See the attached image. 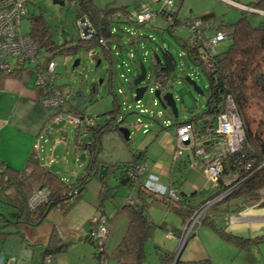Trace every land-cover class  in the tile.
I'll use <instances>...</instances> for the list:
<instances>
[{"label": "rangeland", "instance_id": "obj_1", "mask_svg": "<svg viewBox=\"0 0 264 264\" xmlns=\"http://www.w3.org/2000/svg\"><path fill=\"white\" fill-rule=\"evenodd\" d=\"M61 1L64 2L63 5L53 4L52 0H27V16L20 22L22 33H29L32 20L39 17V21L46 26L52 47L64 44L69 47L72 42L79 39V36L83 39H89L91 36L85 38L78 28L74 2ZM258 1L260 0H174L177 10L175 24L200 19L203 15L212 14L213 25L217 28L222 26L226 28L234 25L244 12L246 19L255 26L264 21V10L252 8L256 7ZM92 2L99 9L126 6L131 13L137 10L141 3L147 4L157 13L162 9L161 3H155L153 0H92ZM238 4L243 7H238ZM257 12H261V14ZM166 22L161 16H157L153 21L144 24L126 23L120 20L119 22L117 20L112 22L111 32L115 35V39L109 42L105 50L113 58L112 63H110L109 58L103 55V49L96 45H92L90 49L80 47L76 53L67 56L58 54L55 50L45 52V57L51 59L55 64L54 84L59 86L66 94V99H69V103H65L63 106L64 110L71 108L74 111L75 109L83 113V117L94 119V127L103 124L108 119L107 114L114 109L117 110L114 124L117 125L123 119L124 122L120 126L128 129L129 139L124 140L119 131H112V133L101 136V152L98 155V160L101 162L119 164L122 167L123 164L130 161L131 152L140 151L145 156L144 161L147 159L146 162L150 165L154 161L152 154L158 150L156 142L152 141V138L160 127L171 126L174 122L180 123L195 119L205 110L209 87L208 80L204 72L188 60L186 55L184 56V51L177 37L184 39L187 35L185 31L174 26L175 28L171 30L172 34H170L167 31ZM62 31L67 33L65 40L61 37ZM230 44V40L225 39L217 45L216 50L219 53L224 52ZM160 49L167 50L174 60L173 73L167 84L158 90L161 94L170 93L172 95L177 110L175 118L170 115L168 109L162 108L153 94L155 88L151 92L146 90L138 102L133 99L136 87L132 85V80L139 73V63H142L146 69L147 75L144 80L146 83L153 58H155L154 53L162 56ZM93 53H96L95 58ZM76 60L78 63L73 66ZM41 61L43 62V60ZM32 67V64L27 66V68ZM27 72L33 75L36 84V73L31 69ZM26 75L24 74L25 77ZM42 77L46 81L51 80L50 75L46 72L43 73ZM186 78L195 82L202 94L195 92L185 80ZM79 91L83 92L90 101L75 107L72 97ZM248 94L249 106L246 109V117L253 128L260 121H264V90L251 85ZM51 122L53 123L52 119ZM50 124H48L47 129L51 138L48 139L47 134L44 133L42 138L38 139L37 145L40 151L35 154V157L41 164H46L50 156L52 159L50 165L54 164L62 169L63 173H57V176L66 184L74 177L82 174L89 158L86 155L84 161L74 159L72 149L67 147L66 142L63 141L62 133L51 130ZM199 125L200 123L197 127ZM262 133H264V128H262ZM176 150H178L177 147ZM0 153L9 159V155H13L15 152L6 147L1 149ZM79 153L80 151L77 152V154ZM177 156L175 151L174 157ZM15 161L12 163L22 169L24 165L19 164L16 159ZM147 169L149 171L148 165ZM75 174L76 176H74ZM118 174L119 171H115L113 176L108 179V183L116 186V188L112 191L110 200L105 199L103 202V211L112 220L104 246L107 253L113 250L119 241V237L123 235L127 224L125 215L123 213L115 215V209L120 206L123 197H128L134 191L115 184L114 175L118 176ZM3 180L0 176V258L14 257L13 264H51L44 262L43 259L47 260L50 258L49 256L53 258L54 254L43 258V252L45 253L46 249L52 250L61 243L64 244V240L70 241L65 238H71L74 243L65 247L59 257H54L56 258L55 264H96L102 262V259L91 257L95 251L94 244L79 241L80 237L87 234L90 227L87 223L81 232L82 215H84L81 209L72 212L71 209L74 205H71L67 211H64L58 206L52 208L39 224L21 223L16 217L19 211V199H16L13 188L2 187V184H7V180ZM96 182L95 178L88 182L85 191L82 192L81 199L91 201L90 190L93 189L92 185L97 184ZM211 183L214 181L211 180ZM134 195L133 192L132 198ZM154 202L156 201H152L148 207L150 218L160 222L163 219L162 222H165L169 228L176 227L179 229L180 216ZM92 203L97 205L98 200H94ZM99 213L100 210L96 208L95 217ZM167 230L172 231V228ZM168 231L157 228L145 242L144 252L147 263L156 255L157 246L165 249V246L168 245ZM50 244L52 246H48ZM85 248L91 249L92 253L87 255L88 259L83 261L84 256L81 251ZM105 264H116V262H113L112 259H106Z\"/></svg>", "mask_w": 264, "mask_h": 264}, {"label": "trees", "instance_id": "obj_2", "mask_svg": "<svg viewBox=\"0 0 264 264\" xmlns=\"http://www.w3.org/2000/svg\"><path fill=\"white\" fill-rule=\"evenodd\" d=\"M69 1L74 2L76 5V21L85 17L90 27L93 29L94 34L89 39H83L79 36V39L72 42V45L69 47L66 44L52 47L50 46V39L47 34L46 26L39 21V17H36V19H33L31 22L29 34L37 44L40 53L44 51L53 52L52 50H55L56 53L67 56L76 53L80 47L90 49L92 45L100 46V39L114 41L115 35L111 32V26L112 22L116 20L114 18L112 19V16L119 12L125 15V17H128L133 13H131L126 6L99 9L92 0ZM252 8L264 10V0L258 1L256 7ZM244 14L243 12L234 25L226 28L223 26L221 28L215 27L211 21L212 14H206L200 18L203 21H207L210 25L206 31V36L215 31L224 29L228 31L226 39L231 42L226 51L220 53L217 51L213 55L212 65L207 69L203 67L202 63L197 60L191 51L186 49L185 40L177 37L185 53L184 56L186 55L188 60L204 72L209 87L204 112L195 119L180 123L174 122L176 125L182 123L191 124L193 126V141L191 144L184 147L180 154L174 158L171 165L176 164L177 161L182 162L183 166L191 164L187 159L181 160L178 158L183 151L187 150L196 161H202L203 163L207 162L204 158L197 156L195 151L198 148H202L206 153H213L217 144V139L214 134L216 130L215 120L217 115L224 110L225 98L227 96L231 97L235 111L242 123L243 139L238 150L233 153H223L220 156V173L216 177L213 187L207 190H196L186 195L184 191L180 190L181 182L179 180L181 178L174 172L175 169L173 168H171L169 174L168 188L174 192L175 198H171L168 194L159 197L160 195L148 192L142 186L141 180H139L137 184H133L131 181H125L122 185L118 184L123 187L134 189L135 193V199H130L131 203H125L116 213H123L127 219L125 232L111 252L107 253L104 249L99 255L94 251L92 257L99 260L102 259L103 261L112 259L117 264H147L145 262L144 252L145 242L151 237L155 229L159 228L166 230L162 224L154 222L148 214V207L152 201H156L178 214L182 218L183 223H185L194 211L224 192L226 193L219 200L213 202L208 207L200 223L197 225V229L202 226H209L223 239L243 249L247 248L250 242L256 243L264 241V237H259L252 241L235 237L225 232L224 229L217 227V224L214 223L213 220V217H216L222 212L234 213L244 205L255 203L259 198V190L264 189V133H262L264 121H260V123L252 128L250 121L246 117V109H248L249 106L248 91L250 86H257L260 90H264V21L254 26L246 19ZM26 16L24 18H26ZM117 21L119 22V20ZM123 22L131 23L128 19L123 20ZM166 28L167 31L172 34L171 28L167 22ZM103 51V55L109 58L110 63H112L113 58L109 56L105 50ZM160 52L162 56L157 55L159 60L153 58L150 73L155 77L159 76V74L164 75L167 79L164 84H167L173 73L174 60L167 50L160 49ZM95 54L96 53H93L94 58L96 56ZM49 61H51V59L44 57L43 65ZM20 74V72L8 74L0 73V88L5 78H20ZM41 92L44 94L43 89ZM62 111L79 116L83 115V113L75 109L72 111L71 108L67 110L63 109ZM116 112L117 110L114 109L112 112L108 113V119H106L103 124L96 125L91 129L86 138L92 141L91 145H87L86 147V151L90 156V162L88 163L89 165L83 169V175L77 178L73 183L65 184L56 173L49 170V167L41 164L33 153L27 158L23 169L19 171L0 162V176L2 180H7V184H2V187L13 188L19 199V211L16 215L19 222L32 225L36 224L46 218L48 213L46 215L44 214L49 204H52L50 210L59 206L62 210L67 211L75 201L81 199L82 192L85 191L88 182L92 178L97 180V169L95 167L101 163V161L98 160V155L101 152V136L106 133H112V131H117V126L114 124ZM198 123H200V125L197 127ZM167 128L168 126L160 127L158 132ZM75 139L77 140V138ZM131 153L132 156L130 161L123 164L122 167L119 166V164H109L108 174L119 171L118 175L124 178L127 168L138 163L145 164L146 161H144L143 153L137 151ZM136 153H139L138 157ZM210 158L214 159V154H212ZM211 159H209V161H211ZM177 169L179 170V166L176 167V170ZM184 169L182 168L181 170ZM108 174L105 176L104 180L98 181L101 184V192L97 209L104 215L103 202L105 199L110 200L112 191L116 188V186L112 188L108 186ZM229 178H231L230 181H228ZM35 185H37L36 188H34ZM32 187L34 189L44 187L50 192L48 201L35 210H29L27 206V198L33 190ZM80 189V193L70 195L71 193L73 194V191ZM203 191H205L204 196L199 199V195L203 193ZM106 219L108 222L110 221L108 216H106ZM172 232L174 235L176 234L175 230H172ZM86 240L93 244L88 235L86 236ZM67 246L66 243H61L52 250L47 249V251L49 254H55L56 252L63 251ZM156 248L157 251L161 252L159 264H168L172 260L174 254L163 251L158 246ZM201 264L207 263L205 261L201 262Z\"/></svg>", "mask_w": 264, "mask_h": 264}, {"label": "crops", "instance_id": "obj_3", "mask_svg": "<svg viewBox=\"0 0 264 264\" xmlns=\"http://www.w3.org/2000/svg\"><path fill=\"white\" fill-rule=\"evenodd\" d=\"M29 70L30 68L23 71L20 74V78H5L0 88V150L9 147L10 151L15 152L13 155H9V159L0 153V161L18 171L21 170V168L16 167L14 165L15 163H12V161L16 162V159L19 164L21 163L25 165L27 158L33 153L34 146L37 144L38 139L42 138V135H44V133L46 134V131L49 132L47 126L49 123H52L51 116L54 113L53 109L43 107L38 103V100L43 95V92L35 86L33 75L28 74L27 72ZM24 74H27L26 77ZM152 141L156 142L158 150L152 154L154 161H152L150 165L147 162L146 163L150 173L158 176L161 184L169 187L168 178L171 168H173L175 169L174 172L181 178L179 180L181 182L180 190L184 191L186 195L190 194L192 191L201 189L207 190L208 188L213 187V183H211L207 176H205V171L203 169L205 168V162L196 161L192 154L188 153V150L183 151L178 158L181 160L187 159L191 162V164L183 166L182 162L177 161L176 164L171 165L175 158L174 154L177 147L173 126L155 133ZM138 156L139 154H137V157ZM145 160L147 161V159ZM51 162L52 159L49 156V161H47L44 165L49 167L51 166ZM177 166H179V170H176ZM182 168L185 169L181 170ZM74 176H76V174ZM75 178H77V176L70 182H73ZM230 180L231 178H229L228 181ZM96 181L97 184L92 185L93 189L90 190L91 201L87 199H80L81 202H79V200L75 201L72 204L74 206H72L71 209L72 212L76 209H81V212L84 213V215H82L81 232L87 223H89L90 227L87 234L80 237L79 241L88 243L90 242L86 240V236L92 227L96 215V208L98 206V204L94 205L92 201L98 200L101 192V184L98 180ZM115 184L118 185L116 182ZM109 186L115 187L111 184H109ZM133 192L134 191H132L128 197H123V200H121L122 205L120 204V206L115 209V215H117L116 213L118 209H120L125 203H128L130 199H135V195L134 198H132ZM204 193L205 191L199 195V199L204 196ZM258 193L259 198L255 203L251 205H244L234 213L222 212L216 217H213L214 223L217 224V227L224 229L225 232L230 233L235 237L245 240L252 241L259 237H264V189L259 190ZM14 195L16 199H18L15 191ZM154 203L166 208L158 202ZM85 207H87L86 210ZM112 207L115 208L114 206ZM42 221H39L36 224H39ZM162 221L164 220L162 219L161 222L155 220L154 222L162 224L166 228V230L161 229L163 231H168L167 229L172 228V230H175L176 232L175 235L172 231L167 232L169 242L168 245L165 246V249L158 246L161 250L174 254L172 260L168 264H201V262L205 261L207 264H264V241L256 243L250 242L247 248L243 249L223 239L211 227L202 226L190 234L181 245L179 239L184 224L182 218L180 217L179 229L176 227L169 228L167 224ZM111 222L112 220L110 218L106 239L109 234ZM125 229L126 225L123 234ZM121 237L122 236L119 237V241ZM65 239L70 240H64V243L69 246L74 243L71 238ZM48 246H52V244ZM104 249L106 251L105 247ZM61 252H56L54 257H59ZM91 253V249L85 248L82 250L81 254L84 256L83 261L88 259L87 255ZM160 254L161 252L156 249V255L151 258L150 261L148 260V263L146 262V258L145 262L147 264H159ZM47 255L50 254L46 249V252H43V258ZM49 257V259H43V261L55 264L54 262L56 261V258H52L51 256ZM96 264H100V262Z\"/></svg>", "mask_w": 264, "mask_h": 264}, {"label": "built area", "instance_id": "obj_4", "mask_svg": "<svg viewBox=\"0 0 264 264\" xmlns=\"http://www.w3.org/2000/svg\"><path fill=\"white\" fill-rule=\"evenodd\" d=\"M153 1L155 3H161L162 5V9L158 13L149 8L147 4L141 3L138 9L128 17L118 12L112 16V19L114 18L120 21L128 19L134 24H144L153 21L160 15L168 22L167 24L171 30L176 26L185 31L187 34L186 37H184L186 49L195 55L205 69L210 67L212 65L213 55L217 52L216 47L220 42L226 39L228 31L224 29L218 30L206 36V31L210 25L207 21H203L202 19H193L176 25L175 18L177 10L174 0ZM238 7L242 8L243 6L238 5ZM26 15L27 0H0V73H22L28 69L27 66L29 64H32L33 67L30 69L33 70L36 73L35 76H37L35 86L44 90V94L39 98L38 103L43 107L55 110L51 117L54 123L62 120L71 124V131L75 133L77 140L85 139L86 144L91 145L92 141L86 138L90 130L94 127V119L62 111L64 109V104L69 103V99H66V94L63 90L53 82L55 64L49 61L43 65L41 60L45 57V51L40 53L37 44L30 34H24L20 30V22ZM91 30L94 34L92 28ZM90 36L92 35L87 34L85 38ZM109 42H111V40L105 41L100 39V47L106 50ZM45 72L50 75V81L43 79L42 75ZM147 81V90L151 92L153 88L161 89L163 85H166L164 82L167 81V79L162 74L155 77L150 73L147 77ZM215 123L216 130L214 134L217 139V144L212 153L215 158L211 159L210 156L212 154L206 153L202 148H198L195 151L197 156L207 160L204 171L210 181H215L220 173V156L223 153H233L238 150L243 139L242 123L235 111L231 97L227 96L225 98V108L217 115ZM174 133L178 148V150H176V155H178L185 146L192 143L193 126L189 123L179 124L174 128ZM39 151V146L36 144L33 150L34 156ZM209 159H211V161H209ZM124 178H126L127 181L133 182V184H137L139 180H141L142 186L147 191L153 194H159L160 196L168 194L171 198H175L174 192L161 184L158 177L148 171L146 164L138 163L127 168ZM225 193L226 192L206 202L191 214L183 224L179 239L181 245L190 234L195 232L197 225L200 223L208 207L213 202L219 200ZM49 196V190L44 187L34 189L27 198L29 210H35L40 205L46 203ZM128 203H131V201L129 200ZM108 227L106 216L99 213V215L95 217L92 227L88 232V237L94 244L96 254L100 255L104 250ZM14 261V257H8L7 259L3 257L0 258V264H13ZM101 263L104 264L105 261L102 260Z\"/></svg>", "mask_w": 264, "mask_h": 264}, {"label": "water", "instance_id": "obj_5", "mask_svg": "<svg viewBox=\"0 0 264 264\" xmlns=\"http://www.w3.org/2000/svg\"><path fill=\"white\" fill-rule=\"evenodd\" d=\"M52 2H53V4H58V5L64 4V2L61 0H52ZM252 12H256V11H252ZM257 13L261 14V12H257ZM78 24H79L78 28H79L82 36L86 37V35L88 33L90 35H93V32H92L90 26L86 23L85 17L78 20ZM66 36H67V33L62 31L61 37L63 40L66 39ZM155 58H156V60H159V57L156 54H155ZM77 63H78V60H76L73 63V66H75ZM145 78H146V69L142 63H139V73L132 80V85L136 87L134 89V97H133V99L136 102H138L141 99V97L143 96L144 92L147 89L148 81L146 83H144ZM185 80L193 87V90L195 92H197L198 94H202L201 89L198 86H196L195 82L189 80L188 78H186ZM153 94L158 99L162 108L168 109L170 111V113H172L173 117L175 118L177 116V110H176L175 102H174L172 95L170 93L161 94V92L158 89L154 90ZM72 99L74 100V103H75L74 106L75 107H78L79 105L83 104L86 101H90V99L86 98L85 95L83 94V92H81V91L77 92L72 97ZM123 122H124L123 119L118 122V124L116 125L117 131H119L121 133V135L123 136L124 140L127 141L129 139V131L127 128L120 126ZM49 127L51 130H54L55 132L60 131V133H62L63 141L66 142L67 147H70L72 149V154H73L74 159L77 158L78 160L84 161L86 158V155H87L89 158L88 163L90 162V156H89L88 152L86 151V147H87L86 141L84 139H79V140L75 139L76 135H75V133H72V131H71V128H72L71 124L61 120V121H58L57 123H51ZM46 134H47V138L50 139L51 135L48 134V131H46ZM57 141H59V140H57ZM78 151H80L79 154H77ZM138 152L140 153V151H138ZM88 163L85 167H87L89 165ZM95 168L97 169V180L98 181L104 180L105 176L108 174L109 164L101 162ZM49 170L53 173H56V174L57 173H63L62 169L57 167L54 164L49 166ZM82 175H83V172L81 175L77 176V178L81 177ZM108 175H109V177H108V179H109L113 176V173L112 174L109 173ZM120 177H121V179H120ZM77 178H75L73 180V182L76 181ZM114 181L118 184H123L125 181H127V179L123 178L120 175L119 176L114 175ZM73 182H70V183H73ZM80 191H81V189L75 191V193L73 195L80 193ZM51 207H52V204H49L44 215H46L48 213V211L50 210Z\"/></svg>", "mask_w": 264, "mask_h": 264}, {"label": "clouds", "instance_id": "obj_6", "mask_svg": "<svg viewBox=\"0 0 264 264\" xmlns=\"http://www.w3.org/2000/svg\"><path fill=\"white\" fill-rule=\"evenodd\" d=\"M238 5H240V4H238ZM86 22H87V20H86ZM149 74H150V72H149ZM148 74V75H149ZM146 75H147V72H146ZM147 90V89H146ZM170 115H172V113H170ZM54 123V122H53ZM171 126H173L174 128L177 126L175 123L174 124H172ZM171 126H168V127H171ZM175 134V133H174ZM139 154V153H138ZM146 164V163H145ZM165 186V185H164ZM168 188V187H167ZM75 193V191H73V194ZM72 193L70 194V195H73Z\"/></svg>", "mask_w": 264, "mask_h": 264}, {"label": "flooded vegetation", "instance_id": "obj_7", "mask_svg": "<svg viewBox=\"0 0 264 264\" xmlns=\"http://www.w3.org/2000/svg\"><path fill=\"white\" fill-rule=\"evenodd\" d=\"M85 140V139H84Z\"/></svg>", "mask_w": 264, "mask_h": 264}]
</instances>
